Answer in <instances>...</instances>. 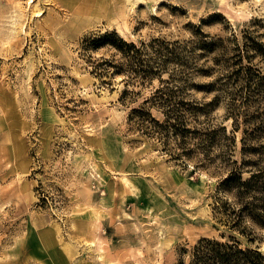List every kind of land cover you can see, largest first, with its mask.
Wrapping results in <instances>:
<instances>
[{
  "label": "rangeland",
  "instance_id": "rangeland-1",
  "mask_svg": "<svg viewBox=\"0 0 264 264\" xmlns=\"http://www.w3.org/2000/svg\"><path fill=\"white\" fill-rule=\"evenodd\" d=\"M108 30L162 69L95 73L115 51L83 41ZM183 68L232 159L244 130L264 142V0H0V264H187L201 238L229 236L264 255V228L245 220L249 242L215 208L232 161L173 158L128 122Z\"/></svg>",
  "mask_w": 264,
  "mask_h": 264
},
{
  "label": "trees",
  "instance_id": "trees-1",
  "mask_svg": "<svg viewBox=\"0 0 264 264\" xmlns=\"http://www.w3.org/2000/svg\"><path fill=\"white\" fill-rule=\"evenodd\" d=\"M83 46L86 49L103 46L114 49L111 56L92 62L94 72L100 76L126 71V77L133 80V76L146 78L162 69L161 62H154L153 56L147 53L148 45L138 46L121 37L116 30L88 36ZM178 48L175 44L170 49L174 55L169 59L185 68ZM154 52L161 54L162 50L155 48ZM184 68L164 80L142 105L131 108L128 122L145 136L160 142L173 158H191L200 149L207 163L214 162L222 168L234 163L218 181L215 208L225 217L226 224L253 242L255 237L242 223L249 220L264 228V142H251L249 139H256V136L244 130L242 158L239 162L232 159L234 136H230L224 125L212 122L208 114L211 102H202L188 94V84L181 78L186 75ZM153 109L158 116L153 114ZM212 150H218V153L212 156ZM245 172L247 176H244ZM178 264L186 263L181 260ZM187 264H264V255L255 246L242 247L235 236H229L225 241L204 237L194 246L192 259Z\"/></svg>",
  "mask_w": 264,
  "mask_h": 264
},
{
  "label": "bare ground",
  "instance_id": "bare-ground-1",
  "mask_svg": "<svg viewBox=\"0 0 264 264\" xmlns=\"http://www.w3.org/2000/svg\"><path fill=\"white\" fill-rule=\"evenodd\" d=\"M87 10H89V8H88V5H87V2H85V3L79 4L77 6V10L75 9V10H73V12H84V11H87Z\"/></svg>",
  "mask_w": 264,
  "mask_h": 264
}]
</instances>
